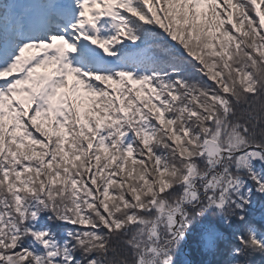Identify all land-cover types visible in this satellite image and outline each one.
Returning a JSON list of instances; mask_svg holds the SVG:
<instances>
[{
	"label": "snow or ice",
	"instance_id": "6c2138e0",
	"mask_svg": "<svg viewBox=\"0 0 264 264\" xmlns=\"http://www.w3.org/2000/svg\"><path fill=\"white\" fill-rule=\"evenodd\" d=\"M257 194L264 0H0V264H253Z\"/></svg>",
	"mask_w": 264,
	"mask_h": 264
},
{
	"label": "trees",
	"instance_id": "16d2710c",
	"mask_svg": "<svg viewBox=\"0 0 264 264\" xmlns=\"http://www.w3.org/2000/svg\"><path fill=\"white\" fill-rule=\"evenodd\" d=\"M261 213H264V195L257 194L256 202L250 209L249 215L259 220ZM186 237L188 238V254L191 259V264H224V258L227 255V247L218 252L206 250L203 245L198 242V229L196 226L190 229ZM184 243L185 241L179 246L181 250H183ZM252 259L253 264H264V258L259 254L255 255ZM177 260L180 261L179 258H177ZM186 264H188V262Z\"/></svg>",
	"mask_w": 264,
	"mask_h": 264
},
{
	"label": "rangeland",
	"instance_id": "374dc122",
	"mask_svg": "<svg viewBox=\"0 0 264 264\" xmlns=\"http://www.w3.org/2000/svg\"><path fill=\"white\" fill-rule=\"evenodd\" d=\"M174 258H175V263L176 264H183V263L186 262V260H185L186 257L184 256L183 251L180 248H178V250L175 252ZM177 258H179L180 261L177 260Z\"/></svg>",
	"mask_w": 264,
	"mask_h": 264
}]
</instances>
